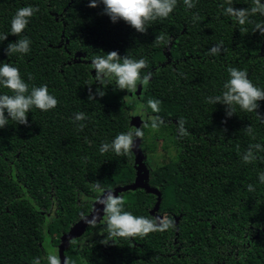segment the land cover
I'll return each instance as SVG.
<instances>
[{
	"label": "trees",
	"instance_id": "1",
	"mask_svg": "<svg viewBox=\"0 0 264 264\" xmlns=\"http://www.w3.org/2000/svg\"><path fill=\"white\" fill-rule=\"evenodd\" d=\"M229 2L241 8L253 0H194L190 9L177 0L167 17L137 32L122 19L110 21L101 3L0 0V32L8 31L18 7L36 8L18 34L30 38L29 51L7 56V43L17 38L8 33L0 60L16 65L29 86L47 85L57 99L46 111L30 109L26 125L0 128V264H32L47 253L46 238L56 249L79 212L90 211L93 183L113 189L132 182L133 152L101 154L98 147L134 127L139 114H147L139 125L144 154L149 115L159 117L157 136L164 144L179 148L174 160L148 174V184L160 192L155 214L170 226L111 239L102 219L69 241L64 255L70 264H264V183L257 178L264 171V100L259 115L237 107L231 116L220 102L205 100L219 94L229 67L243 68L264 88V33L256 27L264 26V16L251 14L240 24L224 14ZM213 44L221 46L215 54L209 52ZM110 50L143 57L147 82L138 79L128 92L95 81L90 58ZM99 87L103 95L96 94ZM148 100L157 102L155 113ZM77 112L85 119L74 120ZM249 149L253 158L245 162ZM118 195L124 210L159 222L150 212L155 194L137 188Z\"/></svg>",
	"mask_w": 264,
	"mask_h": 264
},
{
	"label": "clouds",
	"instance_id": "2",
	"mask_svg": "<svg viewBox=\"0 0 264 264\" xmlns=\"http://www.w3.org/2000/svg\"><path fill=\"white\" fill-rule=\"evenodd\" d=\"M97 3L103 5L102 13L106 14L110 21L116 22L124 20L137 32H144L147 22L158 18L167 17L175 7L177 0H88V5L94 7ZM185 8H192L194 0H183ZM36 8L33 5L18 7L9 19V29L7 32H0V42L6 39L8 33L17 34L14 41H9L5 52L25 54L30 48V38L28 36L19 37L18 34L25 29L29 18L33 15ZM224 14L235 17L238 23L244 24L251 14L264 16V0H253L252 5L241 8H234L229 2L223 8ZM257 29L264 33V26L257 25ZM157 39H161L157 37ZM219 44H213L209 52L217 53L220 51ZM104 52V51H103ZM91 68L94 69V79L100 85L107 82L115 86V89H126L131 92L137 87V81L144 84L149 79L147 74L141 76V69L144 68L146 61L143 57L133 59L126 55H120L116 50L104 52L103 55H95L90 58ZM89 69V70H90ZM227 79L223 81L219 94L206 96L205 100L209 104L220 102L225 106V115L231 116L236 113V108L245 112H253L258 108V102L264 100V88L254 84L243 68L229 67L227 69ZM0 88H6L9 92L0 91V128L11 123H28L27 113L33 107L46 111L54 108L57 99L47 88V85L29 86L22 79L16 65L0 60ZM97 95H103L102 87L96 89ZM89 98H92L90 93ZM148 107L155 113L157 102L147 101ZM143 111V110H141ZM256 112V111H255ZM257 113V112H256ZM258 114V113H257ZM259 115V114H258ZM148 120L151 127L155 129L159 124V117L149 115ZM85 119L83 112H77L74 120ZM261 122H264L262 120ZM182 121L180 122L182 126ZM83 125H78L82 127ZM251 131L249 127L247 129ZM143 135L141 127H129L124 131L117 132L108 141H101L98 151L103 154L112 152L116 155L128 154L136 146L137 138ZM253 147L260 149L259 143ZM253 158L251 149L245 151L242 159L247 162ZM259 183H264V171L257 173ZM248 190H253V185L248 184ZM92 189L96 194L94 206L86 215L84 211L79 212L80 220L85 224L96 226L98 217L103 218L102 224L106 235L113 239L118 237H132L134 235H144L149 231L167 229L171 221L161 220L158 223L144 215H135L130 211L124 210L121 197L114 194L112 189L104 187L100 183H93ZM99 206V207H97ZM70 264L67 258H63L54 252H48L44 256L34 257L32 264Z\"/></svg>",
	"mask_w": 264,
	"mask_h": 264
},
{
	"label": "water",
	"instance_id": "3",
	"mask_svg": "<svg viewBox=\"0 0 264 264\" xmlns=\"http://www.w3.org/2000/svg\"><path fill=\"white\" fill-rule=\"evenodd\" d=\"M140 87V86H139ZM138 87V89H139ZM137 89V91H138ZM147 114H139L137 115L132 121L134 123V127L139 126L145 119H146ZM139 138H137L136 141V146L134 147L133 150H131L133 152L134 158H133V163H134V178L132 180V182L124 184V185H118L116 187H114L112 190L114 192V194H119L120 192L126 191V190H135L137 188H143L146 192H151L153 194H155L156 198H155V203L154 206L152 208V210H150L151 214H154L157 218V221H161L163 220V216L162 214L157 215L155 214V212L158 209L159 206V199H160V192H158V189L155 187H152L148 184V174H149V169L147 168L146 162H145V154L139 149L138 145H139ZM95 200V199H94ZM94 206V201L92 202V206L90 211L92 210ZM99 207V206H97ZM178 217H175V223L178 221ZM103 218L101 217L100 220H102ZM99 217H98V221ZM87 224H85L82 220H78L77 222H75L67 232L61 234L60 236V241L56 246V254L58 256L61 257V261H63V258H66L64 255V251L65 249L68 248L69 246V241L77 236H80L81 234H83L85 228H86Z\"/></svg>",
	"mask_w": 264,
	"mask_h": 264
},
{
	"label": "rangeland",
	"instance_id": "4",
	"mask_svg": "<svg viewBox=\"0 0 264 264\" xmlns=\"http://www.w3.org/2000/svg\"><path fill=\"white\" fill-rule=\"evenodd\" d=\"M135 115L138 114V111ZM134 115V116H135ZM145 146H148V151L145 154V161L150 166L151 169L163 164L164 162L172 161L176 158V153L179 148L175 145L166 143L157 136V129H153L151 126L145 130ZM149 144V145H147ZM164 144V145H163ZM47 239V238H46ZM44 240L43 246L45 251L54 252L56 254V249L53 248L47 240Z\"/></svg>",
	"mask_w": 264,
	"mask_h": 264
},
{
	"label": "flooded vegetation",
	"instance_id": "5",
	"mask_svg": "<svg viewBox=\"0 0 264 264\" xmlns=\"http://www.w3.org/2000/svg\"><path fill=\"white\" fill-rule=\"evenodd\" d=\"M147 168L149 169V171L151 170L150 166L147 164Z\"/></svg>",
	"mask_w": 264,
	"mask_h": 264
}]
</instances>
